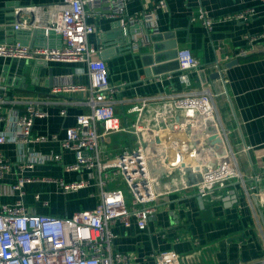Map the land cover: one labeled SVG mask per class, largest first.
<instances>
[{
  "label": "built area",
  "instance_id": "built-area-1",
  "mask_svg": "<svg viewBox=\"0 0 264 264\" xmlns=\"http://www.w3.org/2000/svg\"><path fill=\"white\" fill-rule=\"evenodd\" d=\"M130 1L59 0L45 8L27 4L14 9L15 30L41 29L47 39L57 43L0 41V57L82 63L89 81L56 83L50 90V100H26L23 105L0 83V123L5 124L0 144L18 143L19 167L57 162L66 172H87L86 178L56 181L65 192L94 186L99 202L71 215L32 213L22 200L1 203L0 264H142L135 251H122L116 246V223L126 227L134 223L146 230L159 212L162 196L180 191L201 197L244 178L229 131L222 125L216 107V97L224 91H214L211 86L193 87L192 74L198 71L200 62L190 47L177 50L176 71L156 77L168 80L164 90L132 99L117 96L120 87L111 82L102 47L90 42L98 28L95 19L107 16L116 21L122 34L131 38L133 52L139 54L152 46L153 35L159 31L158 11L168 8V0H140V9L131 11ZM256 14L255 7H246L227 18L248 22ZM197 17L208 29L213 28L215 20L204 7L198 9ZM247 38L248 45L241 47L237 56L264 53V46L257 42L264 38V31ZM227 57L218 53L215 67L219 72ZM129 101L120 110L119 106ZM51 103L59 106L64 116L71 105L83 109L74 124L65 128L64 137L34 133L36 120L49 116L47 105ZM111 136L126 140L112 145L106 141ZM49 140L59 141L61 150L31 152L32 143ZM64 149L74 152V161L64 162ZM151 164L167 169L159 186ZM12 168L0 150V180ZM40 179L21 176L5 189L21 191L26 182ZM254 188L252 185L250 190ZM35 197L39 199L40 195ZM151 256L155 264H183L174 249L155 251ZM255 264H264V260Z\"/></svg>",
  "mask_w": 264,
  "mask_h": 264
},
{
  "label": "crops",
  "instance_id": "crops-1",
  "mask_svg": "<svg viewBox=\"0 0 264 264\" xmlns=\"http://www.w3.org/2000/svg\"><path fill=\"white\" fill-rule=\"evenodd\" d=\"M59 0H0V41L25 44H55L45 38L41 29L36 35L29 30H15L14 9L19 5L38 4L44 8ZM204 7L215 20L208 29L197 17ZM140 0H131L129 9H140ZM246 7H255L256 16L248 22L229 19L227 15ZM46 17L43 16V20ZM96 33L90 42L102 47L110 79L120 87L118 97L132 99L164 90L168 80L157 76L176 71L177 56L171 53L190 47L200 62L192 74L193 87L211 86L224 91L216 97V107L222 125L229 131V141L237 153L239 168L244 178L227 187L199 196L197 193L172 192L159 199V212L146 230L136 224L126 227L114 225L118 234L116 246L122 251H135L142 264H155L151 254L174 249L183 264H255L264 260V53L239 57L241 47L248 45L247 35L264 31V0H168V8L158 11L159 31L153 44L139 54L133 52L131 38L122 34L118 23L107 16L95 19ZM258 44L264 46V38ZM178 47V48H177ZM177 53V52H176ZM218 53L228 56L222 74L215 61ZM82 63L46 62L42 59L0 57V83L10 89L19 104L32 99L50 100L53 85L61 82L86 83L89 77ZM177 82V81H176ZM129 102L120 105L125 109ZM49 116L35 122L34 133H57L64 137L65 128L73 125L75 116L83 109L69 106L61 115L55 103L47 105ZM5 124L0 123V131ZM126 139L108 137L106 141L119 145ZM31 152L50 153L61 150L59 141L36 142ZM0 150L13 168L0 180V204L22 200L29 212L71 215L75 211L95 207L99 198L95 187L65 192L56 181L86 178L87 172H66L62 163H37L19 167L21 150L17 142L0 144ZM64 162L75 159L70 149L62 151ZM21 176L34 179L26 182L21 191H6L5 187ZM254 185V190L250 187ZM4 187V188H3ZM36 194L40 198H36ZM47 202V204H45Z\"/></svg>",
  "mask_w": 264,
  "mask_h": 264
},
{
  "label": "water",
  "instance_id": "water-1",
  "mask_svg": "<svg viewBox=\"0 0 264 264\" xmlns=\"http://www.w3.org/2000/svg\"><path fill=\"white\" fill-rule=\"evenodd\" d=\"M30 32L32 33V35H36L38 33V29H34V30L30 31ZM45 38H46V36H45ZM31 45H33V44H31ZM37 45H46V44H37ZM176 52H177V49L175 47V51H173L171 53L172 57L177 56V53ZM221 74H222V72L217 71V72H215L214 76H212V77L220 76ZM150 168L152 170L153 175L158 179L157 186L161 185L162 184V180H163L164 173L167 171V169L164 166H162V165L160 166V165H157V164H151L150 165ZM190 176L192 177V174H190Z\"/></svg>",
  "mask_w": 264,
  "mask_h": 264
},
{
  "label": "rangeland",
  "instance_id": "rangeland-1",
  "mask_svg": "<svg viewBox=\"0 0 264 264\" xmlns=\"http://www.w3.org/2000/svg\"><path fill=\"white\" fill-rule=\"evenodd\" d=\"M125 189V192L127 193L128 196H130V191L128 190V187L126 185L123 186Z\"/></svg>",
  "mask_w": 264,
  "mask_h": 264
}]
</instances>
